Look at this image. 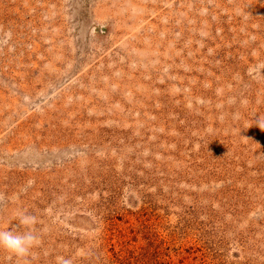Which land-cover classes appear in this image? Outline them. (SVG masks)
Wrapping results in <instances>:
<instances>
[{"label":"rangeland","instance_id":"obj_1","mask_svg":"<svg viewBox=\"0 0 264 264\" xmlns=\"http://www.w3.org/2000/svg\"><path fill=\"white\" fill-rule=\"evenodd\" d=\"M262 125L264 0H0V264H264Z\"/></svg>","mask_w":264,"mask_h":264},{"label":"clouds","instance_id":"obj_2","mask_svg":"<svg viewBox=\"0 0 264 264\" xmlns=\"http://www.w3.org/2000/svg\"><path fill=\"white\" fill-rule=\"evenodd\" d=\"M19 220L20 224L27 230L21 232L0 230V249L13 256L22 258L29 255L33 247L38 243L39 238L31 227L36 223V218L34 216L21 214ZM61 264H71V260L61 258Z\"/></svg>","mask_w":264,"mask_h":264}]
</instances>
